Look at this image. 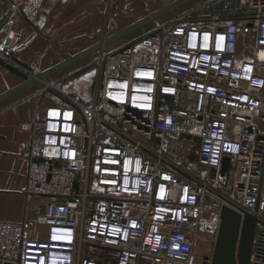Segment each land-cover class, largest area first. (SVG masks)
Listing matches in <instances>:
<instances>
[{
    "label": "built area",
    "instance_id": "obj_1",
    "mask_svg": "<svg viewBox=\"0 0 264 264\" xmlns=\"http://www.w3.org/2000/svg\"><path fill=\"white\" fill-rule=\"evenodd\" d=\"M7 1L6 29L15 13L34 24L43 3ZM249 7L242 26L188 12L99 50L89 104L49 83L62 101L18 124L39 126L27 190L46 196V234L0 219L2 264H210L200 222L222 205L255 216L248 264H264V0ZM240 31L251 58L235 55ZM19 51L3 44L0 60L33 75ZM46 146L55 160H38Z\"/></svg>",
    "mask_w": 264,
    "mask_h": 264
},
{
    "label": "crops",
    "instance_id": "obj_2",
    "mask_svg": "<svg viewBox=\"0 0 264 264\" xmlns=\"http://www.w3.org/2000/svg\"><path fill=\"white\" fill-rule=\"evenodd\" d=\"M170 1L172 0H43L34 24L15 13L9 29H6L1 26V22L9 12V2L0 0V46H18V60L34 73L39 72ZM211 3H216L218 8L210 10ZM188 12L194 13L189 15L191 20L225 14L242 26L250 20L251 11L247 0L244 3L243 0H191L174 12L139 29L147 27L146 29L151 30L156 25L167 23L177 15ZM137 30L111 42L103 49L108 52L120 47ZM97 53L98 51L93 52L56 69L46 77V82L43 81L46 83L45 87L43 83H35L0 102V219L27 220L32 237L43 238L46 234V225L42 220V206L46 196L27 190L32 131L37 132L39 126L33 125L30 129L20 130L18 124L34 122L36 112L41 113L46 105L62 101L49 83L58 82L61 90L80 102L89 104L96 84L97 68L92 61ZM254 53L253 35L240 31L236 57L251 58ZM93 54L94 58L89 61ZM20 81L19 76L0 64V92ZM100 141L104 143L108 140L102 138ZM56 154L55 147L46 146L42 151L43 156L38 160H55ZM91 188L98 189L95 183H92Z\"/></svg>",
    "mask_w": 264,
    "mask_h": 264
},
{
    "label": "water",
    "instance_id": "obj_3",
    "mask_svg": "<svg viewBox=\"0 0 264 264\" xmlns=\"http://www.w3.org/2000/svg\"><path fill=\"white\" fill-rule=\"evenodd\" d=\"M189 1L191 0H172L119 28L117 31L103 37L102 40L79 50L78 52L70 54L55 65L42 71L35 72L30 76L14 66L0 60V64L14 72L21 79L17 84L0 92V102L32 84H42L46 77L56 69L63 68L82 57L103 49L111 42L139 29L153 20H156L167 13L174 12L175 9ZM184 135L187 136L188 133ZM195 138L197 140L199 139L198 136H195ZM42 209H44V205L42 206ZM255 221V216L250 213L243 212L241 214L239 211L227 205H222L218 214V225L214 238L210 264H248Z\"/></svg>",
    "mask_w": 264,
    "mask_h": 264
},
{
    "label": "rangeland",
    "instance_id": "obj_4",
    "mask_svg": "<svg viewBox=\"0 0 264 264\" xmlns=\"http://www.w3.org/2000/svg\"><path fill=\"white\" fill-rule=\"evenodd\" d=\"M244 1H246V0H243V3H244ZM247 1L249 2V0H247ZM217 8H218V5L216 3H211L209 5L210 10H213V9L216 10ZM193 14L194 13H192V12L189 13V15H193ZM146 28L147 27H143L142 29L137 30L135 33H133L135 35H131L132 37H129V39H126V41H129L133 38L147 34V32H149L150 29L148 30ZM126 41H122V42H126ZM98 54H99V52L97 53L96 57H98ZM93 58H94V54L92 56H90L89 61H91ZM92 62H94V60ZM203 124H201L198 127L199 130L203 127ZM217 225H218V216H216L213 213H205L204 214V216L201 219L200 227H199V238H198V245H197L198 249L208 250L210 247H213Z\"/></svg>",
    "mask_w": 264,
    "mask_h": 264
},
{
    "label": "snow or ice",
    "instance_id": "obj_5",
    "mask_svg": "<svg viewBox=\"0 0 264 264\" xmlns=\"http://www.w3.org/2000/svg\"><path fill=\"white\" fill-rule=\"evenodd\" d=\"M205 39H207V33L204 34ZM221 38L217 37V40L219 41ZM219 46V45H218ZM211 91V90H210ZM67 115V114H66ZM163 191V189H161V192ZM53 239H56V237L54 236Z\"/></svg>",
    "mask_w": 264,
    "mask_h": 264
}]
</instances>
